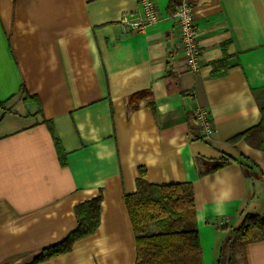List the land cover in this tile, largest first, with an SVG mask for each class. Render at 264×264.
Wrapping results in <instances>:
<instances>
[{
    "label": "crops",
    "instance_id": "1",
    "mask_svg": "<svg viewBox=\"0 0 264 264\" xmlns=\"http://www.w3.org/2000/svg\"><path fill=\"white\" fill-rule=\"evenodd\" d=\"M152 1L157 21L126 32L120 20L142 0H0V264H135L124 197L138 178L192 185L202 264H264V239L232 234L223 249L255 213L247 170L264 176L253 95L264 86V0H187L197 71L186 68L178 1ZM199 107L214 127L206 139ZM96 198L94 232L37 261Z\"/></svg>",
    "mask_w": 264,
    "mask_h": 264
},
{
    "label": "trees",
    "instance_id": "2",
    "mask_svg": "<svg viewBox=\"0 0 264 264\" xmlns=\"http://www.w3.org/2000/svg\"><path fill=\"white\" fill-rule=\"evenodd\" d=\"M171 1L172 5L178 1L177 9L182 0ZM222 64L221 61L215 65ZM253 95L261 115L255 132L257 145L264 149V86L254 89ZM229 161L223 158L213 169ZM124 201L135 236V264H202L190 183L161 185L138 178L135 192L126 195ZM99 210L100 198L77 205L74 209L77 229L63 241L42 249L36 260L65 253L76 239L94 232L99 221ZM233 236L234 244L240 245L264 239V217L256 214L246 216L240 227L233 231Z\"/></svg>",
    "mask_w": 264,
    "mask_h": 264
},
{
    "label": "built area",
    "instance_id": "3",
    "mask_svg": "<svg viewBox=\"0 0 264 264\" xmlns=\"http://www.w3.org/2000/svg\"><path fill=\"white\" fill-rule=\"evenodd\" d=\"M142 11L133 17H122L120 26L123 31L139 32L147 25L157 21L154 3L152 0H142ZM179 26V37L185 54V64L188 70L197 71L201 66L199 59V45L197 42V28L193 7L187 0H182L174 13ZM194 121L202 138H209L213 131V123L209 118L208 111L199 107L194 111Z\"/></svg>",
    "mask_w": 264,
    "mask_h": 264
},
{
    "label": "rangeland",
    "instance_id": "4",
    "mask_svg": "<svg viewBox=\"0 0 264 264\" xmlns=\"http://www.w3.org/2000/svg\"><path fill=\"white\" fill-rule=\"evenodd\" d=\"M247 174L249 176L250 185H249V197L247 198L250 202V206H252L255 213L259 217H264V176L258 175L256 173H251L250 171H247ZM250 214H247L244 216H248ZM244 220V219H243ZM231 233L226 234L224 241H223V249H228V239L232 235Z\"/></svg>",
    "mask_w": 264,
    "mask_h": 264
}]
</instances>
